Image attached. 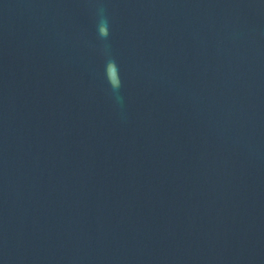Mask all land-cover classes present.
<instances>
[{"label": "water", "instance_id": "obj_1", "mask_svg": "<svg viewBox=\"0 0 264 264\" xmlns=\"http://www.w3.org/2000/svg\"><path fill=\"white\" fill-rule=\"evenodd\" d=\"M0 264H264V0H0Z\"/></svg>", "mask_w": 264, "mask_h": 264}, {"label": "clouds", "instance_id": "obj_2", "mask_svg": "<svg viewBox=\"0 0 264 264\" xmlns=\"http://www.w3.org/2000/svg\"><path fill=\"white\" fill-rule=\"evenodd\" d=\"M103 34V33H102Z\"/></svg>", "mask_w": 264, "mask_h": 264}]
</instances>
